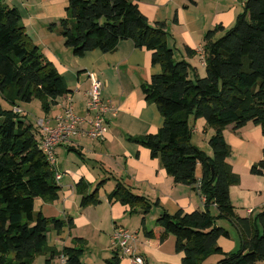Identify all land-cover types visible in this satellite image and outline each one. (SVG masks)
<instances>
[{"label":"trees","instance_id":"obj_1","mask_svg":"<svg viewBox=\"0 0 264 264\" xmlns=\"http://www.w3.org/2000/svg\"><path fill=\"white\" fill-rule=\"evenodd\" d=\"M3 1L0 94L11 108L5 109L0 102V264H32L38 255L47 252L52 229L62 232L64 227L74 226L72 219L66 223L36 211L37 199L51 203L59 199L57 164L52 167L42 151L37 124L27 122L16 109L21 103L39 100L45 118L54 117L49 114L59 105V99L72 91L27 34L20 11ZM140 1L68 0L67 16L51 24L50 29H59L65 46L75 57L95 50L110 53L121 41L131 40L137 48L150 51L153 65L162 68L142 86V93L149 104L158 107L164 124L156 134L129 141L149 149L152 159L160 160L176 185L197 186L205 210L180 209L174 214L164 211L156 221L162 234L149 231L144 217V234L148 239L158 237L162 243L174 236L181 264H207L214 255L222 257L217 264H264V208L255 217L236 213L230 188L240 183V177L227 162L232 148L224 136L228 126L242 129L250 123L259 126L264 135V0H247L233 27L225 31L218 26L207 33L203 77L196 75L187 61L175 58L166 23L152 24L141 12ZM192 118L204 119L215 130L209 139L212 156L193 143ZM69 151L81 156L74 148ZM251 172L264 175V161L255 164ZM113 179L116 187L108 195L110 202L128 206L131 214L137 208L145 215L150 211L147 198L135 194L122 179ZM105 183L101 181L89 193L92 185L80 181L76 190L81 195V207L99 205V191ZM212 207H216L217 216ZM223 220L238 232L240 248L235 252L227 253L219 245L220 239H231L229 230L218 225ZM75 244L62 253L69 264H82L86 241L77 238ZM57 255L51 251L48 264ZM107 264H122L120 253L114 251Z\"/></svg>","mask_w":264,"mask_h":264},{"label":"crops","instance_id":"obj_2","mask_svg":"<svg viewBox=\"0 0 264 264\" xmlns=\"http://www.w3.org/2000/svg\"><path fill=\"white\" fill-rule=\"evenodd\" d=\"M246 1L194 0V4H189L188 0H142L138 5L152 24L166 23L168 43L174 50L175 58L187 61L195 74L201 77L206 74L201 54L205 36L218 26H223L225 31L233 27L238 15L243 12ZM4 2L20 11L27 34L65 77L72 91L70 95L59 99V105L49 115L62 112L71 101L76 113L86 116L91 89L90 74H95L102 82L104 101H109L115 107V111L107 116L108 132L103 141L76 137L72 139V144L57 148V172L62 176L59 181V199L53 203L37 199L36 203L40 201V204L36 211L66 223L72 219L74 227L66 226L62 232L52 229L48 235L47 252L38 255L32 264H48L51 251H56L59 255L49 264H69L62 252L66 247H75L77 238L84 239L86 249L93 250L87 256L86 251L84 252L82 264H107L113 257L111 242L114 229L121 226L118 221L124 219L130 208L119 202H110L109 194L105 202L102 201L97 206L81 207V195L76 187L82 180L92 185L88 190L92 193L103 180L115 182L113 178L122 179L143 197L157 199L162 213L167 211L174 214L180 209L185 212L205 210L204 198L197 186L176 185L160 160L152 159L149 149L129 141V138L156 134L164 124L158 107L149 104L142 93V86L150 83L153 75L162 71L160 65H153L152 53L137 48L131 40H124L113 52L95 50L86 53L84 57H75L72 50L65 46L59 29H56V33L50 29L51 24L58 23L67 16L68 0ZM225 31L219 33L217 38L223 36ZM59 37L60 40H57ZM52 38L56 43L52 42ZM188 50L192 51L191 54ZM191 77L193 78V74ZM191 125L193 137L197 134L207 135L206 143L201 149L210 155L212 150L209 139L215 134V130L209 128L204 119L192 118ZM224 136L232 148L227 162L240 177V183L230 188L231 202L240 217H255L264 208V175H254L251 169L264 161V135L259 126L250 123L242 129L228 126L224 130ZM70 147L81 154L84 161H81V165L74 163L69 166L70 163H63L61 158H69L71 153L77 154L70 152ZM201 177L202 170H197L198 180ZM93 211L96 212L92 213ZM211 211L218 215L216 207H212ZM230 226L231 230L227 229L233 237L235 228L231 224ZM153 231L155 234L163 233L158 226ZM222 239L219 245L225 252L238 250L237 242L231 244ZM168 242L169 237L162 243L158 237L148 239L144 234L140 242L138 237L135 247L137 254L148 264H157L158 261L164 264H181L179 256H174L171 250L165 249ZM108 252L113 253L111 257ZM122 264H132V260L124 257Z\"/></svg>","mask_w":264,"mask_h":264},{"label":"built area","instance_id":"obj_3","mask_svg":"<svg viewBox=\"0 0 264 264\" xmlns=\"http://www.w3.org/2000/svg\"><path fill=\"white\" fill-rule=\"evenodd\" d=\"M201 54L204 59V50ZM90 80L91 89L86 116L78 115L70 101L62 112L37 122L41 132L40 146L52 167L57 164V148L61 145L72 144L73 138L84 137L100 141L105 139L108 132L107 116L115 111V107L109 101H104L102 97L103 84L98 77L95 74H90ZM16 112L20 111L16 109ZM56 178L59 182L62 176L58 173ZM137 240L138 233L118 226L114 229L111 247L114 251H118L120 256L130 258L132 264H146L144 258L137 254L135 247ZM63 261H65L64 258Z\"/></svg>","mask_w":264,"mask_h":264},{"label":"rangeland","instance_id":"obj_4","mask_svg":"<svg viewBox=\"0 0 264 264\" xmlns=\"http://www.w3.org/2000/svg\"><path fill=\"white\" fill-rule=\"evenodd\" d=\"M23 1L26 2L27 0H23ZM56 32H58V31L54 30V33H56ZM57 40H60V37ZM52 42L56 43V41H54L53 38H52ZM199 69L201 70L202 68H199ZM201 74L204 75L203 73H201ZM201 77H203V76H201ZM0 102L5 109L11 108V106L5 101V99L3 98V96L1 94H0ZM19 106L20 107L18 110L20 111V113L22 115L26 116V121L32 123L34 126L37 124L38 120L44 119L46 117V114L44 113V111L41 108V102L39 100H34L30 104L21 103ZM53 113H54V111H53ZM193 138H194L193 143L201 149L204 146V143H206L207 135L205 136L203 134H199V135L197 134ZM201 150L203 151L204 149H201ZM69 155H70L69 158H64V157L61 158V159H63V163H70L69 166H73L74 163H75V165H81L82 162H84L82 157H80L78 154L71 153ZM211 155H212V153L210 152V156ZM59 163H60V161L58 160V165H59ZM198 172H201V168L198 169ZM115 185H116V183L112 180H108L105 183V185L101 188V190L99 192L101 202L102 201L105 202V200L107 199L106 198L107 195L109 193H111V191H113V189L115 188ZM133 192L137 195L142 196L138 190L137 191L133 190ZM148 200L151 203V208H150V211L146 215L143 214L141 209L137 208L136 209L137 212L131 214V212L129 210L125 214L124 219H122L121 221L120 220L118 221L119 225L127 228L131 232H133V233L138 232L139 242L141 240H143V238H144L143 225H142L143 218L145 217V219H146L147 229L153 230L157 227L156 221H157L159 215L162 213L161 210L158 208V206L155 205V203L157 202V199H148ZM39 204H40V201H37V203H36L37 208H38ZM95 212L96 211H93L92 213H95ZM218 225L231 230V226L228 223V221H225V220L219 221ZM234 230H233L234 231L233 237H231V239H226V241L231 243V244L237 242L239 244V248H240L239 235H238L237 230L236 229H234ZM222 240L224 241V239H222ZM175 244H176V238L174 236H169V242L165 246V249L171 250V252H173L174 256L176 254L177 256L180 257V260H181L182 255L180 253L176 252ZM85 251H86L85 256L90 254L88 252H93V250H88V248L85 249ZM108 253L110 254L109 257H111L113 254L111 252H108ZM121 257L124 258L123 255H121ZM220 259H222L221 256L214 255L207 260V264H217L220 261ZM157 264H164V263L158 261Z\"/></svg>","mask_w":264,"mask_h":264}]
</instances>
